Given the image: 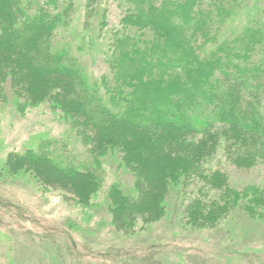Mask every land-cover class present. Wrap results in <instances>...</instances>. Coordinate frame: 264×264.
Instances as JSON below:
<instances>
[{
  "label": "trees",
  "instance_id": "obj_1",
  "mask_svg": "<svg viewBox=\"0 0 264 264\" xmlns=\"http://www.w3.org/2000/svg\"><path fill=\"white\" fill-rule=\"evenodd\" d=\"M71 3L0 0V101L9 90L19 106L47 102L85 147L86 162L47 144L14 154L11 166L86 204L104 181V157L115 156L133 178V192L118 181L107 188L122 228L163 217L170 191L196 181L188 222L219 220L238 204L264 207V183L233 188L211 165L219 146L237 168L264 163V8L248 0H124L106 35L101 15L94 40L104 41L106 70L91 77L73 53L85 34L75 47L64 40L75 33Z\"/></svg>",
  "mask_w": 264,
  "mask_h": 264
},
{
  "label": "rangeland",
  "instance_id": "obj_2",
  "mask_svg": "<svg viewBox=\"0 0 264 264\" xmlns=\"http://www.w3.org/2000/svg\"><path fill=\"white\" fill-rule=\"evenodd\" d=\"M248 1L264 8V0ZM124 6V0H96L84 29L87 0H72L70 31L75 33L67 32L64 40L75 47L81 39L77 36L85 34L84 48L73 53L91 77L106 70L104 41L94 40L101 15L108 22L106 35ZM47 144L63 149L78 165L86 162L85 147L56 110L47 102L19 106L7 90L0 101V264H264V207L246 210L238 204L222 210L219 220L188 222L185 209L196 196V181L170 191L163 217L138 219L132 228H122L113 221L107 188L118 181L133 192V178L118 159L104 157V181L92 200L82 204L41 184L32 172L11 166L14 154ZM217 151L219 161L211 165L226 173L231 187L264 183V163L237 168L221 146ZM208 195L201 193L203 199Z\"/></svg>",
  "mask_w": 264,
  "mask_h": 264
}]
</instances>
